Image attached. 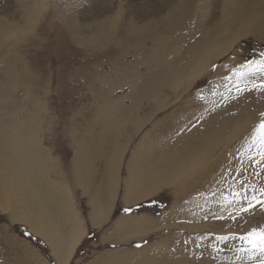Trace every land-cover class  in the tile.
I'll list each match as a JSON object with an SVG mask.
<instances>
[{
	"label": "rangeland",
	"instance_id": "374dc122",
	"mask_svg": "<svg viewBox=\"0 0 264 264\" xmlns=\"http://www.w3.org/2000/svg\"><path fill=\"white\" fill-rule=\"evenodd\" d=\"M226 1L231 2H186L176 36L191 29V21L199 28H209L225 10ZM105 2L0 0V264H56L45 240L16 220L21 211L28 218L36 209L26 195L32 189L26 184L30 167L26 171L22 158L38 160L46 171V185L69 196V204L86 224L87 236L71 264H212L209 253L217 243L214 236L238 231L239 225L210 215L204 219L210 209L218 208L212 202L211 189L218 184L221 171L235 164L251 127L258 122L259 111L264 110V96L258 93L225 100L235 95L234 83L225 77L231 75V68L258 58L264 49V23L259 28L263 38L248 36L238 41L183 96L177 99L173 88L164 86L170 106L157 111L149 93L139 90L140 83L134 82L135 70H148L143 61L157 58L145 52L151 45L152 30L141 37L125 38L123 30L117 32L113 24L104 22ZM244 2L247 5L251 0ZM256 2L264 8L261 0ZM253 109L258 113L244 120L247 124L238 122L230 137L218 138L221 140L208 151L202 166L189 159L187 150L194 140L187 139L197 136L206 124H212L213 119L214 124L219 119H235ZM236 126H244L246 131L243 128L236 133ZM19 144L25 145L27 156L21 158ZM32 151L37 156L29 157ZM161 167L167 171H160L161 178L173 176L175 185L150 200L125 206L126 180L132 178L134 190L151 178L159 182L163 180H156ZM104 174L118 179L119 187L109 221L94 229L89 223L88 197L100 183L110 182L104 180ZM141 214L147 223L137 231L135 226L121 228L123 223L117 224L121 217ZM260 222L264 217L257 214L243 228ZM236 243L229 242L228 247ZM233 261L234 253L225 251L215 264Z\"/></svg>",
	"mask_w": 264,
	"mask_h": 264
},
{
	"label": "bare ground",
	"instance_id": "6f19581e",
	"mask_svg": "<svg viewBox=\"0 0 264 264\" xmlns=\"http://www.w3.org/2000/svg\"><path fill=\"white\" fill-rule=\"evenodd\" d=\"M188 1L189 0H106L105 3L107 4H105V10L103 7V9L101 8L104 10V22L113 24L112 28H115L117 32L123 30V33H125L124 36L127 39L131 37L134 39V37L137 38V36L141 37L140 35H146L147 32L152 30L151 37H149L151 45L145 48V52L146 54L157 56V58H151V61L148 59L143 61V65L146 64L148 70H146L145 73H138L137 70H135L134 80L136 81L134 82H136V84L140 83L141 86L139 90L149 93L150 98L148 99L152 101L157 111H161L170 106V104H167L163 93L164 86L169 85V88L172 87L178 99L183 96L185 92L190 90L200 78L210 72L222 57L228 55L238 41L248 36H253L258 39L263 38V32L259 28H261V24L264 23V8H260L256 0H251L247 5L244 0H231L230 3L226 1L225 10L214 18L215 21L210 23L209 28H199L198 24L195 22L192 23L191 21L188 27L191 29H185L181 34L176 36L175 30L181 27L180 21L185 17L181 12ZM263 3L264 0H261V5ZM170 41L172 42L170 43ZM164 81L168 84L166 85ZM168 101L170 100L168 99ZM255 113H258L255 109L245 111L240 113L239 116H235L236 118L232 116L235 119H219L217 124H214L215 119H213L212 124H206L205 126L207 127L205 129L203 128L204 130H200L201 132L198 133L197 136L193 137L192 135L193 138L187 139V142L194 140L187 150V153H191L189 159H191L193 163L202 166L208 157V151L215 143L221 140L218 138L223 136V140L227 139L224 137L229 136L230 130L234 128L236 123L239 122L240 124L241 121L244 123V120L249 119ZM245 123L247 124L248 122ZM245 123L243 125H245ZM238 127L236 126V131L234 132L240 133L244 128V126ZM242 131L245 132L246 127ZM17 147L21 158L23 155L27 156V150H24V144H19ZM29 155V157L37 156L33 151L32 153L30 152ZM135 155L136 153L133 154L132 160H130L128 165L127 171L129 176L131 175V165L133 159H135ZM32 159L33 160H23L22 158L20 163L23 161V163L26 164V171L27 169L29 170L30 167L29 173L27 172L28 175H26V184L32 186V189L29 188V192L26 195L36 205L33 206V208L36 209H30L32 213L30 212L27 215L28 218H25L21 211L17 219H15L19 223L27 224V228L34 236H40L45 240L50 250V256L56 261V264H71L76 257L78 249L87 236L86 224L83 218L79 216L78 211L73 209L69 204V196H66L65 193L58 190L54 191L49 189L43 179L45 175L43 173L46 171L38 165V160ZM25 160H27V163ZM27 164H29V166ZM166 164L165 168L169 170L170 165L168 163V167H166ZM165 168H158V171L165 172ZM167 171L165 174H167ZM104 172L107 173V171ZM161 174L163 173L160 172V178L159 176H155L156 180L163 179L165 178L164 176H167L164 174L162 175L163 178H161ZM104 176H106L104 180L108 178L110 182L106 185V182H103L104 185L100 183L88 197V204L91 206L89 223L91 227L95 229H101L109 221L119 187V185H117L118 179H114L113 175H110L113 180L109 179L107 174H104ZM167 178L169 179H163L159 182L151 178L143 186L140 184L134 190L133 187L135 186H130V179L132 180V178L129 177L126 180L127 186H125L124 205L132 206L145 202L156 197V195L165 188L174 186L176 178L173 176ZM20 193H22L23 197V192ZM142 215L143 214H141V217H136L137 215L135 217L126 215L127 217H121L117 221V224L120 225L123 223L121 228L130 227V225L135 226L137 231L138 226L142 228V226L147 223V220L144 219L145 217L143 218ZM158 228H161V226L155 229ZM126 254H122V256ZM45 262L47 261L45 260Z\"/></svg>",
	"mask_w": 264,
	"mask_h": 264
},
{
	"label": "snow or ice",
	"instance_id": "6c2138e0",
	"mask_svg": "<svg viewBox=\"0 0 264 264\" xmlns=\"http://www.w3.org/2000/svg\"><path fill=\"white\" fill-rule=\"evenodd\" d=\"M230 72L225 80L234 83L235 95L224 97L225 100L239 99L251 93L264 96V49L259 51L258 58L247 59ZM245 145L235 157V164H229L221 171L218 184L211 189L212 202L218 208L217 211L210 209L204 219L210 215L213 219L239 225L238 231L229 230L227 234L214 236L217 243L211 245L209 253L212 264L225 251L234 253L232 264H264V222L247 230L243 228L257 214L264 217V110L259 111L258 122L251 127ZM200 195L203 197L204 193ZM229 242L238 243L228 247Z\"/></svg>",
	"mask_w": 264,
	"mask_h": 264
},
{
	"label": "crops",
	"instance_id": "0c3cea01",
	"mask_svg": "<svg viewBox=\"0 0 264 264\" xmlns=\"http://www.w3.org/2000/svg\"><path fill=\"white\" fill-rule=\"evenodd\" d=\"M95 229V228H94Z\"/></svg>",
	"mask_w": 264,
	"mask_h": 264
}]
</instances>
